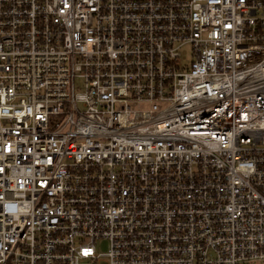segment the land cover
<instances>
[{
  "label": "built area",
  "instance_id": "2783aa9c",
  "mask_svg": "<svg viewBox=\"0 0 264 264\" xmlns=\"http://www.w3.org/2000/svg\"><path fill=\"white\" fill-rule=\"evenodd\" d=\"M0 264H264V0H0Z\"/></svg>",
  "mask_w": 264,
  "mask_h": 264
},
{
  "label": "rangeland",
  "instance_id": "374dc122",
  "mask_svg": "<svg viewBox=\"0 0 264 264\" xmlns=\"http://www.w3.org/2000/svg\"><path fill=\"white\" fill-rule=\"evenodd\" d=\"M98 250H99V251H106V244L101 243V244L98 246Z\"/></svg>",
  "mask_w": 264,
  "mask_h": 264
}]
</instances>
